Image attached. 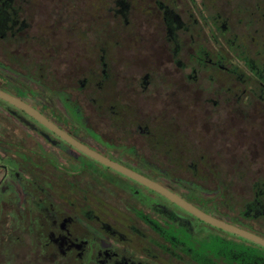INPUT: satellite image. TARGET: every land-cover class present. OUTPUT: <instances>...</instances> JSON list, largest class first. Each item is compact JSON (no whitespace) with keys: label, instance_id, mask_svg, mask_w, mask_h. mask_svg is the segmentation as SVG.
<instances>
[{"label":"flooded vegetation","instance_id":"obj_1","mask_svg":"<svg viewBox=\"0 0 264 264\" xmlns=\"http://www.w3.org/2000/svg\"><path fill=\"white\" fill-rule=\"evenodd\" d=\"M264 0H0V264H264Z\"/></svg>","mask_w":264,"mask_h":264},{"label":"water","instance_id":"obj_2","mask_svg":"<svg viewBox=\"0 0 264 264\" xmlns=\"http://www.w3.org/2000/svg\"><path fill=\"white\" fill-rule=\"evenodd\" d=\"M183 205H184V206H187L185 203H183ZM187 207L189 208V210H191V211L194 212L195 214L199 215V216H200L201 218H203V219H206V220L212 221V222H214L215 224H217L218 226H221V227H223V228H225V229H227V230H229V231L235 232V233H237V234H240V235H242V236H244V237H247V238H249V239H252V240H254V241H256V242L261 243V244L264 245V239H262V238H260V237H258V236H256V235H253V234H251V233H248V232H245V231H243V230H240V229H238V228H236V227H234V226H231V225H229V224H226V223H224V222L216 221V220H214V219H212V218H210V217L204 216L201 212H199L197 209L193 208L191 205H189V206H187Z\"/></svg>","mask_w":264,"mask_h":264}]
</instances>
